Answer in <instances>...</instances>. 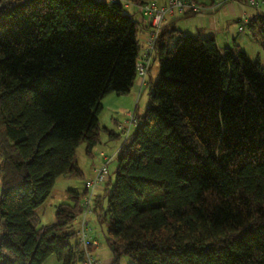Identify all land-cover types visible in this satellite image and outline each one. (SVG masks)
<instances>
[{
    "label": "trees",
    "instance_id": "trees-1",
    "mask_svg": "<svg viewBox=\"0 0 264 264\" xmlns=\"http://www.w3.org/2000/svg\"><path fill=\"white\" fill-rule=\"evenodd\" d=\"M138 32L118 0H0V264H81L86 190L68 191L54 223L39 226L35 210L57 177H82L76 149L92 156L100 100L130 91ZM153 53L148 106L133 111L105 206L92 203L111 264H264V66L177 29L161 28Z\"/></svg>",
    "mask_w": 264,
    "mask_h": 264
},
{
    "label": "crops",
    "instance_id": "crops-1",
    "mask_svg": "<svg viewBox=\"0 0 264 264\" xmlns=\"http://www.w3.org/2000/svg\"><path fill=\"white\" fill-rule=\"evenodd\" d=\"M118 1L120 2V0ZM142 1L145 3L146 2H156L160 4V3H163L165 0H142ZM194 1L204 6L205 7L204 11L202 12L192 11V12H182V13L180 12V13H174L173 15H170V16H166L161 28L168 29V30L177 29L181 33L188 34L193 37L196 36V37H201V38H213L217 46L220 49H223L225 47H230L233 44H237L246 52L248 56L250 53L249 50H251L252 52H256V54H258L257 55L258 57L260 56L258 52V49L260 47L258 44L257 46H255L252 43L253 41L257 43V41L252 39L248 26L246 27V24L248 23V20L250 19V17H252L255 14V10H253L250 7L247 8L248 6L242 5L237 1H228V2H222L221 0H194ZM123 2L125 3L122 4V7L124 6L126 8H129L131 12L128 14H131V15L134 14V16H132L133 19L138 21L139 23L138 39L141 44V51L138 57V61H140L143 59L142 55H143L144 49L146 48V39L149 36L150 28L147 25L145 17L141 14V5L132 3L129 0H123ZM263 9L264 8H261L260 11L264 13ZM244 14L246 15L244 16ZM240 26H242V30L238 29ZM244 30L248 31V33L245 32ZM156 59H157L156 55L152 53L151 58H150V64L147 68L146 73L142 77L137 75L128 93H131L132 91V93L136 92L139 94L144 90L145 86L147 85L146 76H148L150 79V72L153 66H155ZM102 110H103V106H102ZM118 112L119 111L113 110V108L110 109L109 107H108V110L104 112L103 116L101 115V112H100L99 123L103 129L100 131L99 142L96 146H94L91 157H88L86 155L85 146L84 144H81L83 146V154L85 155V157L88 158L89 161H91L90 164L87 163L86 165L82 166L80 164L79 159L76 156L78 167L80 171L82 172V176H83V171L85 170L86 166H88L90 173H92V169L97 167V164L99 165L100 163L105 162L106 158L109 156L114 155V158H115V156L117 155L120 149V146L122 145V142L119 144V146L116 147V150L114 149L113 152L108 150V147L105 148V146H107V142L110 141L109 132H112V135L114 134V136H116L114 126H116V123L119 120L116 117V115L119 114ZM108 124L109 125L111 124L113 126V129L111 127H107ZM81 145H79L78 147H80ZM95 161H97L98 163L94 164L93 162ZM62 176L66 178H70L65 175H62ZM107 180L109 181V178ZM107 188L108 187L105 183L99 185L94 192L95 199L97 197L102 199V196L105 194ZM84 190L85 188L83 189V191ZM102 203L104 205L105 200L102 199ZM91 213L94 214L93 212ZM88 218H87L88 226L91 229V232L89 230V236L93 242L92 244H89L88 248L91 252L93 251L96 252V250L99 249L100 244L92 230V228L94 227L92 223H97V222L95 221L96 219L92 220V217H88ZM77 225H78L77 222L73 221V226L75 230L78 227ZM111 259H112L111 253L109 251V254L106 255L104 259H100L101 260L100 262L101 264H111Z\"/></svg>",
    "mask_w": 264,
    "mask_h": 264
},
{
    "label": "rangeland",
    "instance_id": "rangeland-1",
    "mask_svg": "<svg viewBox=\"0 0 264 264\" xmlns=\"http://www.w3.org/2000/svg\"><path fill=\"white\" fill-rule=\"evenodd\" d=\"M108 1V0H104ZM121 4H124L123 0H120ZM249 8V7H247ZM251 8V7H250ZM264 8V7H261ZM260 8V9H261ZM254 10V8H252ZM264 10V9H263ZM123 11L124 13H130V9L126 8L123 6ZM134 16V14H132ZM244 23V22H243ZM245 25V24H244ZM247 27V24H246ZM247 30V29H246ZM244 30L245 32L248 33V31ZM196 37V36H194ZM255 46L257 44L259 45V57H260V62L264 66V51L262 50L261 45L257 42L255 43L254 41L252 42ZM249 57L250 58H256L258 57L256 52H252L249 50ZM152 67V66H151ZM159 74V64L158 60H155V66L151 69L150 72V79L148 76L147 78V85L145 86L144 90L141 93H126L123 95H117L115 93H109L106 94L101 100L100 104L103 106V110H101V115L103 116L104 112L108 110V107L110 109L113 108V110L119 111V114H115L116 117L119 119L117 123L122 122L126 118H128L129 114L133 112L134 110L137 111L138 115L143 114L145 108L148 106L149 103V93L151 91V83H153ZM108 106V107H107ZM108 113V112H107ZM117 123L116 126H114L116 136L111 137L110 136V141L107 142L108 150L114 151L116 150V147L119 146L121 142H123L124 138L123 136H120L119 131L117 129ZM102 125V123H101ZM107 125V124H106ZM107 127H111L113 129V126L108 124ZM108 138V137H107ZM106 138V140H107ZM131 137L128 138L126 143L128 144L130 142ZM76 156L80 161V164L86 165L87 163L90 164L91 161L88 160L87 157L83 154V146L81 145L80 147L77 148L76 150ZM94 164H97L98 162L95 161L93 162ZM100 165V164H99ZM98 166V164H97ZM116 167L117 163L115 158L112 159L111 161L108 162L107 164V177L109 178V181L106 180L105 184L107 185L108 188H111V186L114 184L115 181V173H116ZM92 173H90V170L88 169V166H86L85 170L83 171V176L82 177H70L66 178L63 176L58 177L55 180L54 186L49 194V196L46 198V200L39 205L36 208V212L38 214L39 218V226L45 225V224H50L56 222V218L54 215V209L55 206L58 205L59 203H66L69 202V194L68 191L73 190L75 192L81 193L83 189L85 188V181L91 177ZM105 206V204L103 205ZM94 213V212H93ZM91 215V216H90ZM88 217H92L93 219H96L95 213H89L87 215ZM89 219V218H88ZM97 223H92L94 226L92 228L95 237L99 241V249L96 250V252H91L97 259H104L106 255L109 254V249L107 247L106 241H105V224L104 223H98L97 219L95 220ZM92 222V221H91ZM78 226V225H77ZM90 228V227H89ZM91 232V229H90ZM101 261V260H100ZM44 264H59L57 259L55 258L54 255H50L44 262ZM120 264H135L133 261H131L127 256H122L120 260Z\"/></svg>",
    "mask_w": 264,
    "mask_h": 264
},
{
    "label": "built area",
    "instance_id": "built-area-1",
    "mask_svg": "<svg viewBox=\"0 0 264 264\" xmlns=\"http://www.w3.org/2000/svg\"><path fill=\"white\" fill-rule=\"evenodd\" d=\"M115 1V0H109ZM222 2L237 1L242 5L260 9L264 7V0H221ZM204 6L196 3L194 0H165L163 3L146 2L141 5V14L145 17L147 25L150 28L149 36L146 39V48L143 51V59L137 63V75L143 76L150 64V58L153 53V47L156 39L159 35L163 21L166 16L173 15L174 13L182 12H202ZM246 14H244L245 16ZM242 30V26L238 28ZM137 124V119L133 112H131L125 120L117 124V129L120 136H123L124 140L128 139ZM114 159L113 156L106 158L105 162L100 163L97 167L92 169V175L85 181L86 193L82 201L81 212L75 217L74 221L77 222L78 227L76 229L77 242L81 245L84 251V257L81 264H101L89 250V244H92V240L89 236V226L87 215L92 212V203L95 197L96 188L104 184L107 177V164Z\"/></svg>",
    "mask_w": 264,
    "mask_h": 264
}]
</instances>
